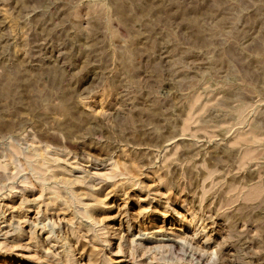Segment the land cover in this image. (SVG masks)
Segmentation results:
<instances>
[{
  "label": "rangeland",
  "instance_id": "1",
  "mask_svg": "<svg viewBox=\"0 0 264 264\" xmlns=\"http://www.w3.org/2000/svg\"><path fill=\"white\" fill-rule=\"evenodd\" d=\"M0 264H264V0H0Z\"/></svg>",
  "mask_w": 264,
  "mask_h": 264
},
{
  "label": "bare ground",
  "instance_id": "2",
  "mask_svg": "<svg viewBox=\"0 0 264 264\" xmlns=\"http://www.w3.org/2000/svg\"><path fill=\"white\" fill-rule=\"evenodd\" d=\"M41 171V170H40ZM91 207V206H90Z\"/></svg>",
  "mask_w": 264,
  "mask_h": 264
}]
</instances>
